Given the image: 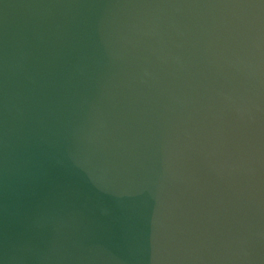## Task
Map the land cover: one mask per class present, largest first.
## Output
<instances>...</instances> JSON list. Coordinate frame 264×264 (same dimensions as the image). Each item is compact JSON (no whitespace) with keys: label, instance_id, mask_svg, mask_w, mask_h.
<instances>
[{"label":"clouds","instance_id":"1","mask_svg":"<svg viewBox=\"0 0 264 264\" xmlns=\"http://www.w3.org/2000/svg\"><path fill=\"white\" fill-rule=\"evenodd\" d=\"M6 255L264 264V0H0Z\"/></svg>","mask_w":264,"mask_h":264},{"label":"water","instance_id":"2","mask_svg":"<svg viewBox=\"0 0 264 264\" xmlns=\"http://www.w3.org/2000/svg\"><path fill=\"white\" fill-rule=\"evenodd\" d=\"M92 227L108 237L115 238L121 244L129 243L135 232L136 222L133 219V213L123 208H109L106 214L97 213V219L93 222ZM145 231V242L149 231L148 214L143 219ZM5 264H8L7 255Z\"/></svg>","mask_w":264,"mask_h":264}]
</instances>
